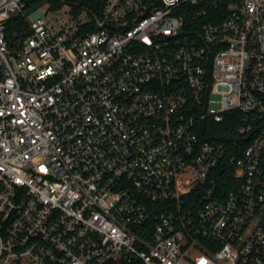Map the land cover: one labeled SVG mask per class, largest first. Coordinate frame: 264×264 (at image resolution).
Wrapping results in <instances>:
<instances>
[{"label": "built area", "instance_id": "obj_1", "mask_svg": "<svg viewBox=\"0 0 264 264\" xmlns=\"http://www.w3.org/2000/svg\"><path fill=\"white\" fill-rule=\"evenodd\" d=\"M28 1L0 0V264H264V0Z\"/></svg>", "mask_w": 264, "mask_h": 264}, {"label": "trees", "instance_id": "obj_2", "mask_svg": "<svg viewBox=\"0 0 264 264\" xmlns=\"http://www.w3.org/2000/svg\"><path fill=\"white\" fill-rule=\"evenodd\" d=\"M64 1H66L69 4H72V3L77 4L78 6L86 8V9L91 10L93 12L98 11L101 3L103 2V0H64ZM39 2H40V0L28 1V7L35 5V4H38ZM49 2L51 3L52 6L53 5L55 6L54 9L59 8L58 2H55L53 0H50ZM81 12H82V10H80V9H77V8L73 9V14L76 16L78 14H80ZM213 130L219 131L220 132L219 135L221 136L220 138L224 139L227 144H229L230 142H238V140L234 139V137L231 139H228V138H230V136H232L231 135L232 132L229 129L227 121H225V123L220 124V125H213Z\"/></svg>", "mask_w": 264, "mask_h": 264}, {"label": "rangeland", "instance_id": "obj_3", "mask_svg": "<svg viewBox=\"0 0 264 264\" xmlns=\"http://www.w3.org/2000/svg\"><path fill=\"white\" fill-rule=\"evenodd\" d=\"M55 2H58V1H55ZM64 2H66V1H64ZM58 3H59L58 9H54L55 6L51 5V9L55 10L53 17H55L59 21L66 20V13H64L63 11L64 10L66 11L68 9V8H66L67 2L66 3L58 2ZM72 4H74V3H72ZM47 9H48V3L47 2L42 3V5L38 9H36L33 13H31L28 16V19L30 21H34V20L38 19L39 17H44ZM49 17H51V15Z\"/></svg>", "mask_w": 264, "mask_h": 264}]
</instances>
